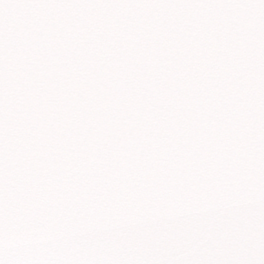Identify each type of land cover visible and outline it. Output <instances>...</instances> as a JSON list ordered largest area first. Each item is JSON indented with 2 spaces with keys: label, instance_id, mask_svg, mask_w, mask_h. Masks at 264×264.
I'll list each match as a JSON object with an SVG mask.
<instances>
[{
  "label": "snow or ice",
  "instance_id": "obj_1",
  "mask_svg": "<svg viewBox=\"0 0 264 264\" xmlns=\"http://www.w3.org/2000/svg\"><path fill=\"white\" fill-rule=\"evenodd\" d=\"M0 264H264V0H0Z\"/></svg>",
  "mask_w": 264,
  "mask_h": 264
}]
</instances>
